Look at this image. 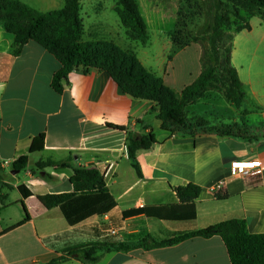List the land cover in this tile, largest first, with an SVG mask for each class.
<instances>
[{
    "label": "crops",
    "instance_id": "1",
    "mask_svg": "<svg viewBox=\"0 0 264 264\" xmlns=\"http://www.w3.org/2000/svg\"><path fill=\"white\" fill-rule=\"evenodd\" d=\"M20 1L41 12L60 9L65 4V0ZM116 5H112L114 10ZM103 9L101 2L96 5L97 14H102ZM250 18L248 31L252 32ZM83 40L114 41L125 49L134 43L125 28L115 30L102 20L89 25L84 21ZM13 44L14 35L0 22V161L5 181L13 186L6 189L7 206L0 213V264H46L63 256L65 259L56 264H232L226 244L218 235L191 237L156 248L106 252L94 263L84 262L78 254L69 255V251L106 237L121 242H136L146 236L164 240L232 218H243L251 233L264 234V138L172 134L162 129L157 113L152 112L155 103L127 93L108 70L73 71L65 90L59 93L52 83L60 61L35 41L26 43L19 55L13 54ZM234 54L235 50L232 61ZM185 72L192 78L189 84L180 80ZM238 73L244 87L239 70ZM157 74L181 93L200 73L193 77L191 69L185 70L175 58L172 72ZM199 102L200 99L191 106ZM242 116L231 120L247 123V117ZM222 117L224 122H232ZM146 126L153 129L158 142L137 151L140 177L125 146L129 132L147 134L150 128ZM42 133L44 150L30 153L33 140ZM26 154L29 163L23 178H18L19 172L13 173V163ZM47 159L99 168L105 173L116 206L75 225L68 222L59 207L46 208L39 195L74 191L70 168L33 171L39 160ZM234 160H260L261 176L230 179ZM222 180H226L225 185L217 188ZM188 183L201 186L194 220L171 221L145 214L124 216L125 211L145 205L178 203L175 188ZM19 185L32 195L23 197L17 189ZM20 222L23 223L15 227Z\"/></svg>",
    "mask_w": 264,
    "mask_h": 264
},
{
    "label": "trees",
    "instance_id": "2",
    "mask_svg": "<svg viewBox=\"0 0 264 264\" xmlns=\"http://www.w3.org/2000/svg\"><path fill=\"white\" fill-rule=\"evenodd\" d=\"M233 4V10L217 13L213 18L212 48L214 60L205 50L202 55V71L198 77L187 85L181 93L168 86L164 79L151 71L140 60L138 54L108 40H83L84 18L81 0H65L62 8L41 12L20 0H0V22L5 29L14 35L13 54L19 55L26 43L35 41L52 53L61 63L54 74L53 87L59 93L65 90L68 76L73 71L91 69L108 70L124 90L135 98L148 99L155 104L152 112L157 113L161 127L172 134L186 135L215 134L220 137H237L249 140L264 138V126L253 128L246 122L211 121L201 115L189 116L187 107L205 97L208 91L217 88L218 83L224 86L223 95L227 102L237 109L244 107L247 97L237 68L232 63V45L224 46L226 40L233 36L225 34V26L236 20L243 21L237 30H250L248 18L259 16L264 19V0H219ZM115 11L125 28L127 36L148 45L150 35L148 22L141 10L139 0H117ZM224 46V56L221 49ZM110 127L125 130L124 126ZM147 134L129 132L126 139L128 157L137 174L142 177L137 151L149 149L158 140L150 126ZM45 134L37 136L31 145L30 153L43 151ZM29 163V155L19 157L14 163V170H24ZM47 167L72 169L70 178L74 191L71 193L39 195V201L48 209L59 207L71 225L84 221L93 215H103L116 206L110 194L105 174L96 166H75L71 160H39L34 172ZM6 189L13 186L5 181L4 168L0 161V213L7 206ZM23 197L32 195L23 185L17 187ZM179 199L174 204L145 205L138 209L124 212V216L145 214L171 221H191L197 216L196 200L201 194V186L195 183L180 185L175 188ZM28 217L25 219V221ZM23 222L15 225L19 226ZM14 227V226H13ZM218 235L223 238L232 264H264V234H253L243 218H232L205 228L188 232H179L168 239L157 240L146 236L136 242H121L111 237L105 240L72 248L69 255L78 254L84 262L99 261L106 252L130 250L136 247L156 248L171 245L191 237L210 238ZM65 257L54 259L46 264H56Z\"/></svg>",
    "mask_w": 264,
    "mask_h": 264
},
{
    "label": "rangeland",
    "instance_id": "3",
    "mask_svg": "<svg viewBox=\"0 0 264 264\" xmlns=\"http://www.w3.org/2000/svg\"><path fill=\"white\" fill-rule=\"evenodd\" d=\"M100 2L104 9L102 14H97L96 5ZM139 2L148 22L150 40L148 45L133 40L134 43L129 49L133 48L143 62L150 66L151 71L170 73L173 71L174 59L178 58V63L183 65L185 70L191 69L194 77L202 71V55L205 50L212 60L215 59L212 48L213 18L219 12L232 11V3L224 1L220 4L219 0ZM115 3L117 0H83L81 13L85 23L89 25L102 20L115 30L120 27L124 30L118 14L112 7ZM260 20L259 17L250 18L254 28L252 32L247 29H243L244 32L238 31V26H243L244 22L236 20L234 16L231 24L224 27L225 34L233 36L232 41L226 40L224 46L231 44L233 51L235 50L232 63L240 71L244 81L243 89L247 93V103L240 109L229 104L223 95L224 86L218 83L216 89L208 91L212 97L200 98L196 106L187 107L189 116H205L211 124H218L224 122L222 116L232 121L231 119L236 118L238 120L243 114L242 118L247 117V123L256 124L253 128L264 126V21ZM224 46L221 49L223 56ZM180 80L189 84L192 78L189 72H185ZM23 176L24 170L17 175L18 178Z\"/></svg>",
    "mask_w": 264,
    "mask_h": 264
},
{
    "label": "built area",
    "instance_id": "4",
    "mask_svg": "<svg viewBox=\"0 0 264 264\" xmlns=\"http://www.w3.org/2000/svg\"><path fill=\"white\" fill-rule=\"evenodd\" d=\"M126 152L128 154L127 147H126ZM230 167H231L230 179L245 177V176H253L257 178L261 176L263 171V164L260 160H234L231 162ZM225 183L226 180H222L217 185V188L223 187Z\"/></svg>",
    "mask_w": 264,
    "mask_h": 264
},
{
    "label": "water",
    "instance_id": "5",
    "mask_svg": "<svg viewBox=\"0 0 264 264\" xmlns=\"http://www.w3.org/2000/svg\"><path fill=\"white\" fill-rule=\"evenodd\" d=\"M18 172H20V170H13V173H18Z\"/></svg>",
    "mask_w": 264,
    "mask_h": 264
}]
</instances>
